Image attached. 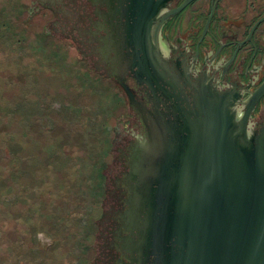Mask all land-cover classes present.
Masks as SVG:
<instances>
[{
  "label": "water",
  "instance_id": "water-1",
  "mask_svg": "<svg viewBox=\"0 0 264 264\" xmlns=\"http://www.w3.org/2000/svg\"><path fill=\"white\" fill-rule=\"evenodd\" d=\"M51 2L29 0L25 18L11 24L20 25L28 35L41 34L61 42L87 64L99 82L108 80L126 95L120 113L112 118L113 138L107 151L111 160L102 175L100 214L91 221L95 233L88 234L93 237L87 246L93 256L87 264H97L103 244L102 217L116 172L118 134L132 127L128 126L133 117L128 105L135 113L146 112L126 84L125 74L130 72L137 83L146 77L153 93L171 86L159 85L163 80L160 68L165 67L158 54L159 29L169 14L157 15L164 0H131L125 24L109 38L115 50H131L114 75L116 85L96 71L63 32L64 22L53 11L57 1ZM193 99L192 106L185 107L177 98L174 118L151 120L147 141L134 148L124 186L128 196L120 219L126 236L120 251L128 255L129 264H264V132L251 135L247 130L252 103L236 120L230 96L202 85ZM33 242L31 251L45 252L46 258V249L56 241L37 230ZM45 258L31 264H44Z\"/></svg>",
  "mask_w": 264,
  "mask_h": 264
},
{
  "label": "rangeland",
  "instance_id": "rangeland-1",
  "mask_svg": "<svg viewBox=\"0 0 264 264\" xmlns=\"http://www.w3.org/2000/svg\"><path fill=\"white\" fill-rule=\"evenodd\" d=\"M28 3L0 0V264L44 259L37 230L56 241L44 264H87L125 96L61 42L11 24Z\"/></svg>",
  "mask_w": 264,
  "mask_h": 264
},
{
  "label": "flooded vegetation",
  "instance_id": "flooded-vegetation-1",
  "mask_svg": "<svg viewBox=\"0 0 264 264\" xmlns=\"http://www.w3.org/2000/svg\"><path fill=\"white\" fill-rule=\"evenodd\" d=\"M52 1H57L53 11L64 22L63 32L66 30L96 71L118 85L114 75L131 50H115L109 38L125 24L131 0ZM164 1L157 13L169 14L159 29L158 54L165 67L160 68L163 80L159 85L171 86L153 93L146 77L137 83L130 72L125 74L126 84L146 112L135 113L128 105L136 124L130 119L128 126L132 127L122 136L118 134V156L113 160L116 172L102 217L103 244L97 264H129L128 255L120 251L126 236L120 216L126 209L128 190L124 186L129 181L130 158L135 146L147 141L151 120L174 118L172 107L177 98L185 107L192 106L198 88L207 85L220 96H230L236 120L252 103L247 130L251 135L264 132V0Z\"/></svg>",
  "mask_w": 264,
  "mask_h": 264
}]
</instances>
